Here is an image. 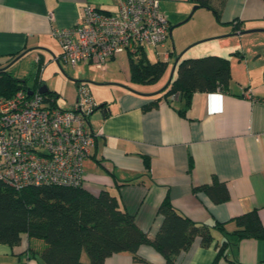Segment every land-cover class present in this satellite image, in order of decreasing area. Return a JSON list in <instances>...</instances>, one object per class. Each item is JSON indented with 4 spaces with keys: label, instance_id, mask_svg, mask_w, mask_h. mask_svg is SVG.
Instances as JSON below:
<instances>
[{
    "label": "crops",
    "instance_id": "1",
    "mask_svg": "<svg viewBox=\"0 0 264 264\" xmlns=\"http://www.w3.org/2000/svg\"><path fill=\"white\" fill-rule=\"evenodd\" d=\"M221 3L222 0H212L214 7H220L217 19L210 9L194 10L197 5L191 0H160L171 36L164 47L151 49L158 57L155 62L167 63L168 70L173 69L180 55L177 67L183 60L206 56L228 59L231 80L227 90L196 92L188 107L182 94L176 99L165 97L164 90L177 77V67L166 84L143 91L129 85L131 77L130 81H121L114 73L106 80L71 82L75 91H69L67 96L70 108L77 100L78 85L89 86L91 81H96L97 87L90 89L97 103L106 104L88 119L96 144L84 163L83 189L96 197L103 191L116 197L151 239L162 226L159 209L165 199L196 223H228L256 210L264 224V59L260 65L248 59L250 50L264 55L260 49L264 43L260 35L264 34V0ZM88 5L107 13L118 10L116 0H0V72L6 68L25 81L27 89L47 85L45 68L57 73L56 64L61 66L63 62L61 45L53 33L82 24ZM194 21L186 31L184 28ZM252 30L257 31L248 32ZM146 48L149 47L141 51L147 55ZM27 56L33 58L36 67L32 87L27 86L29 77L20 78L12 70ZM47 87L58 99L59 93ZM249 89L252 95L247 93ZM215 182L226 185V202L215 203L206 192L195 191ZM234 228L232 223L227 226L229 231ZM223 238L216 234L217 241ZM231 241L226 256L216 262L215 244L203 248L197 238L189 250L177 257V264H264V240ZM29 247L41 250L44 243L29 241L23 235L17 246L0 244V264H44ZM138 256L141 260H135L130 253L114 254L105 264L166 261L148 245L139 248ZM84 258L85 255V262Z\"/></svg>",
    "mask_w": 264,
    "mask_h": 264
},
{
    "label": "trees",
    "instance_id": "2",
    "mask_svg": "<svg viewBox=\"0 0 264 264\" xmlns=\"http://www.w3.org/2000/svg\"><path fill=\"white\" fill-rule=\"evenodd\" d=\"M191 1L198 7L210 9L219 18L220 7H214L212 0ZM129 68L131 82L145 85L157 83L169 67L165 62H150L140 50L129 55ZM230 80L231 64L226 58L206 56L183 60L177 67L176 79L164 90L167 91L165 97L180 93L188 107L194 93L227 90ZM25 84L9 71L1 70L0 99L27 89ZM48 96L57 99L53 92ZM105 106L99 105L95 112ZM190 165L192 168V161ZM195 191L206 192L215 203L229 199L226 185L218 182ZM159 214L163 216V223L157 236L151 239L107 191L96 197L83 187L29 186L18 190L0 181V244L17 246L23 235H27L29 241H42L41 250L29 249L44 264H105L107 258L119 253H130L135 260H141L138 251L143 245L161 253L165 264H177V257L189 250L197 238L203 248L215 244L218 262L231 248L232 238L264 240V224L256 210L228 223L208 225L193 222L165 199ZM231 223L235 226L233 231L227 229ZM216 234L224 237L222 241H217ZM85 254L89 259L87 263L82 260Z\"/></svg>",
    "mask_w": 264,
    "mask_h": 264
},
{
    "label": "built area",
    "instance_id": "3",
    "mask_svg": "<svg viewBox=\"0 0 264 264\" xmlns=\"http://www.w3.org/2000/svg\"><path fill=\"white\" fill-rule=\"evenodd\" d=\"M116 2L115 13L88 5L82 24L53 33L62 48L61 61L72 68L91 65L106 73L110 62L121 54L166 45L171 27L160 0ZM247 93L252 95L251 89ZM177 96L180 93L171 99ZM98 106L84 83L78 85L77 100L68 110L39 89H21L10 98H1L0 181L18 190L84 187V163L96 144L88 119Z\"/></svg>",
    "mask_w": 264,
    "mask_h": 264
},
{
    "label": "rangeland",
    "instance_id": "4",
    "mask_svg": "<svg viewBox=\"0 0 264 264\" xmlns=\"http://www.w3.org/2000/svg\"><path fill=\"white\" fill-rule=\"evenodd\" d=\"M194 24H195V21L189 24L187 28H184V29L188 31L190 27ZM260 35L264 36V34H260ZM260 49L264 52V43L260 47ZM146 52L151 61L155 62L156 60H158V57L156 56V54L151 48H146ZM260 55L262 57L258 58ZM248 59L251 63H255V64L257 63L258 65H260L263 62L264 55L262 53L253 52L252 50H250L248 54ZM17 63L18 64L14 66V69H12L13 72L15 73L16 76L20 78L29 77L30 80L28 81L27 86L32 87L34 84L33 79L35 78V74H36V67L34 66L33 58H31L30 56H27L23 60ZM56 66L58 69L57 73H55L51 68L46 67L45 70L47 71L45 72L44 77L46 79L47 85L50 88L55 89L59 93V96H58L59 98L57 99V106L65 110H68L71 107V101L67 98V96H68L69 91H72V92L75 91V86L71 84V82L73 81H76V80L84 81L86 78H89V80L94 79V78L106 80V76H108L110 73H114L117 76L116 78H118L121 81L130 79L129 78L130 68H129V55L128 54H123L120 57H118L116 61L110 62L109 72H107L104 75L102 74L101 71L97 70L94 66H89V65L86 68L80 67V66L78 68L76 67L77 69L75 70H72L71 68H69V66H67L63 62L61 63V66L58 64H56ZM171 74H172V69L170 68L167 71V73L163 76V78L155 84L153 83V84L138 85V84H134L130 82L129 85L138 91H143V90H147L151 88L153 89L160 85L163 86L164 84H166V82L169 81ZM30 76L32 77V79L30 78ZM174 77H176V75ZM51 78H55V79L52 80ZM262 80L264 82V72L262 73ZM95 83L96 81H91V83L87 87L89 91L92 92L91 94H93V99L97 103L98 101L97 97L95 96L94 91H91V89H95L97 87ZM97 104L99 105V103ZM84 260H85V263L89 261L88 256H86V254H85Z\"/></svg>",
    "mask_w": 264,
    "mask_h": 264
},
{
    "label": "water",
    "instance_id": "5",
    "mask_svg": "<svg viewBox=\"0 0 264 264\" xmlns=\"http://www.w3.org/2000/svg\"><path fill=\"white\" fill-rule=\"evenodd\" d=\"M197 8H199V7L196 6V7L194 8V10H196ZM255 31H257V30H252V31H248V32H255ZM170 36H171V34H170ZM181 56H182V55H180V56L176 59V63H175V65H174L173 69H172V75H173L174 72H175V69H176V67H177V64H178V62H179ZM17 60H18V58L15 59L14 61H12V63H11L10 65H8V67H10L12 64H14ZM8 67H7V68H8ZM3 70H7V69L5 68V69H3ZM170 83H171V81L169 82V84H170ZM169 84H168V85H169ZM167 87H168V86H167ZM39 91H40L41 94H47V93L49 92V89H48V87H47L46 85H44V86H42V87L39 89ZM31 93H32V92H30V94H31Z\"/></svg>",
    "mask_w": 264,
    "mask_h": 264
}]
</instances>
